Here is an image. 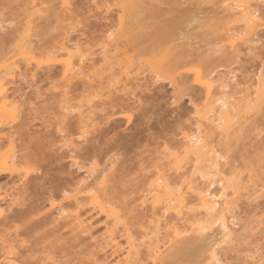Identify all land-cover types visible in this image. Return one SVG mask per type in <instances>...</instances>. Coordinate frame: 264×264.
Segmentation results:
<instances>
[{"label":"rangeland","instance_id":"374dc122","mask_svg":"<svg viewBox=\"0 0 264 264\" xmlns=\"http://www.w3.org/2000/svg\"><path fill=\"white\" fill-rule=\"evenodd\" d=\"M109 1H110L109 4H113L117 0H109ZM132 1L138 2L142 0H132ZM192 1L193 0H176L178 5H180L179 7H181V4H183L182 9L185 8L186 10L189 8L188 9L189 11L188 10L187 11L190 12V14H193V15H190V17L192 16V22H191L192 25H188L189 27H187V29H184L185 31L183 30L185 35L182 36L183 38L181 39V44L188 42L189 44H193L194 48H195V45L197 44L200 48L204 47L200 49V50H205L203 52L204 54L206 53L207 50H208L207 53L209 54L210 52L212 53L210 54L211 57L206 56V58L208 59H205V56L202 55L204 59L202 58V60L200 59L199 62L198 61L195 62L194 65L196 66L192 64L194 62L193 61L192 63H190L191 65L190 64H188V66L186 65L187 67L185 66V69L183 68L184 66L181 67L179 69L181 70V72L180 71L178 72L182 73L183 71L186 72V71L195 70L194 72L197 71L196 74L198 73L196 76L200 75L202 72L203 74H205L206 72L205 75L210 73L212 75L211 77H214L215 78L214 80H217V83L215 84L216 91L214 90L213 96L211 93L212 91L211 87L209 88L207 85L206 86L209 89L206 86H205L206 89L204 90L199 87H198L199 90L197 89V85L193 84V80L196 77L195 75L194 76L190 75L191 77H189V80L192 83L191 82L189 83L193 86L194 89L198 90L197 93H194L193 90H191L192 87L189 89L188 88L189 84L187 83L188 86L185 85L184 80L179 78L178 75H175L176 78H175L174 84H172L169 80H161V81H159V79L154 80L153 79L154 73L152 69H150L146 64L145 65L148 67L147 69H145L146 66L144 68L142 67L137 68L136 67L137 63H136L135 66H133L131 69L133 71L130 70L131 72L127 77L122 74V70H120L118 66H115V64H112L113 68L111 69V71L109 70L111 66L108 68V71L102 70V72H100L98 82L95 84L93 89H89L88 91H93L94 93L98 92L99 94L103 93L107 95H109V93L112 92V95L114 94L113 96H117V95H121L120 91L124 89V85H127L128 89L126 92H129V94L135 92L133 93L134 96L133 95L130 96L131 102L136 100L135 97L141 98L142 102L130 103L128 109L125 107H122L121 109L120 106H117L116 107L117 109L115 110L116 114L114 115V117H111L113 112L112 110H109L110 108L105 109L107 110V112L101 111V109L104 108L101 100L95 99L93 100L92 103L89 104L87 93H83L82 92L83 90L81 89L82 87H80L79 90L71 91L69 96L67 98H64L62 100L63 102L59 103L58 104L59 106L57 105L56 108L50 112L51 114L50 117L55 118L56 121L61 120L60 121L61 124L67 121L68 123L67 125L69 126L67 135H65L64 133V134H59L58 136V134L55 132L56 131L55 124H53V126L49 128V125L50 124L52 125V123L46 124V128L45 126H42L39 121L34 122L32 125L31 132L33 133L44 134L49 129L51 131V137L54 139V142L57 148L60 147L62 144H64V142L66 141H68V144H71V145H69L70 147L68 146V149L66 146H64V148H61V150H63V153H65L63 154L65 155L63 156L64 159L58 155H55L56 153L54 151H52L54 152L53 155L51 154L52 152L50 153L51 150L48 151L46 149V151L49 152V154L51 155L47 153L45 154L46 151H44V154L48 156V157L45 156L48 160L46 159L47 161L46 163H44L45 166L43 165L44 172L46 170L48 171V172L46 171L45 174L49 175L51 173L50 178H52L55 175L56 177L54 176L55 178L53 179L55 180L57 179V181L59 180L61 182L59 181L55 182V180L53 181V183H55L54 189L58 188L57 191L54 190L55 193H53V195L55 194L54 196L55 205L52 207L50 203L48 202V200L45 199L43 202H41L44 207L40 203L42 207L39 209L40 205L37 203V205H39L38 207L35 203V206H34L35 208H33L34 218L33 220H31V222L32 221L35 222V220H38L36 222H39L41 221L40 219H44V220L48 219V221L51 220L50 221L51 223L55 219L56 223L58 222L59 225H61L60 226L62 228L61 232L63 233L62 235V233L59 232L60 234L57 233V235L58 234L59 236L62 235V238H64V240L67 239L68 241L71 242L73 246L72 251L70 253L71 256L73 258L80 256L84 261H86L85 264H101L102 262H104L102 264H129L128 260H126L129 256V252H128L130 250L129 242H133L135 249L138 251V252L134 251L130 254V256L132 257L131 259L132 264L133 262H135L134 264H140V263H136L137 260L134 261V259H137L136 256H140V255H141V258H143L141 259L143 260V264H154L152 262V259L149 257H151L152 255H153L152 257H154L155 254L161 256L160 259L163 257L165 258V256L170 258V255H167V254H169L170 251L171 252L174 251L173 249H175L174 246L176 244L180 245L179 241L182 244V241H185V239L186 240L189 239L191 240V242H192V239L194 238H195L194 239L195 242L198 240L199 237H197L196 234L192 232V226L195 229L193 224L195 223L196 227L198 224L197 222H194L195 218L196 220L203 219L206 221V222L203 221L205 222L204 225L211 226L210 230H208L203 235L204 237L214 235L216 238H220L219 228H218L219 225L214 224V222L211 225L210 222H212L215 219L214 218L207 219L205 218L207 216H205L206 214L203 211V209L201 210L199 207H196L199 210L195 209L193 205H195V203L197 204V202H194L192 203L193 205H191L195 209V210L193 209L194 212L186 213L188 212V210L184 209L183 211L185 212H183L181 216L176 215V213L173 210L167 212L166 211L167 207L164 206L166 202H164V204L162 205L152 204L153 196L157 195L156 194L157 192L159 193V191H157L159 185L155 183L156 175H159V173L161 174V172H163L162 175L165 173L166 177L167 176L169 177V178L167 177L169 181L166 180V182L168 181L167 184L170 183L168 186L170 191L175 190L174 188H178V187L180 189L181 185H183L182 188L184 190L187 189L186 186H188V184L186 186L184 184L186 183V181L189 183L191 181L190 179H193V177L191 178V174L193 173V169H194V161H193L194 159L192 155H189L191 157L184 156L185 155V151L183 150L184 143H186L187 141L186 136L193 135V134H199V133L202 135V137L204 136V140H207L209 142L208 143L209 147L210 146H212L213 148L215 147L218 154L222 155L224 158H226V160L225 159H224L225 161L223 159L220 160L219 163L221 164H219L217 167L215 166V168H211L212 170L209 168H205L207 166L205 164L207 163L205 164L203 163L205 167H203L204 165L201 164L203 165L200 168L202 170L201 174L208 175V173H211V175L209 174L210 176L208 175V177L205 176L207 179L204 180L205 178L203 176L202 177L204 179L201 178L200 173H199L197 177L200 179L198 180L196 176L194 178L195 185L199 184L198 185L199 187H205V186H208L209 183H215L213 187V189L215 188L214 192L215 191L219 192V190H221L220 187H222L223 185V184L221 185L218 184L220 183L219 181L221 179L226 181L224 183L225 185L229 179L236 180V181L231 180L232 182L230 181L231 183L230 184L228 183V186L230 187L228 188L226 192L227 199L225 197H224L225 199L223 198L224 200L227 201V204H226L227 209L228 208L231 209L230 207H232L233 209L234 207L233 213L235 215L240 214V216L243 218H246L245 216H251V217H255L256 219L255 223L250 226L253 229V232L255 231L253 234H251L253 236L250 235V237H247V234L249 232L247 234L245 233L246 234L245 236L244 233H241V230H240L238 234H241L242 236L244 235L245 237H247L245 239L241 238L243 239L242 241L239 239H238L239 241L235 239L233 240V238H232L233 241L231 239L229 240L221 239L219 241L220 243L219 253L220 255H222L220 256L222 264H254L253 259L251 260V258L249 257H251L254 253H257V254L263 253L264 255V213L261 214L262 212H264V207H262V205H264V178H263L264 176L262 177V175H264V172H263L264 168L262 169V167H264V162H263L264 156L262 157L261 155H259L260 153L264 155V110H263L264 104L263 106H261L263 111L261 112L260 110L261 108H260L259 109L260 114L257 113L258 115H256V117L253 116L255 119H257L259 129L258 130L254 129V131L255 130L256 131L252 132V134H249L251 133V131L248 129L249 126H245L248 124H245L244 126H242L244 128L242 129L240 128V130H243V129L244 130L243 132L241 131V133H239L238 128L240 127L239 126L240 122H238L236 117L234 118L233 116H232V118H234L233 122L237 120L236 126H234L235 128L232 129L235 123L232 125V120H230L229 126L231 128L229 126L228 127L231 130L227 128L228 130L226 134L225 132H223L224 130V127H222L223 125L219 123L221 126H219V128L218 127L216 128L215 124H217L218 122L214 124L212 123L213 121H215L214 115H216V113L217 114L219 113V111L217 110V107L212 106L214 104L213 102L215 101L214 98L217 97L219 99V97L221 98L225 96L224 98L225 99L227 98L226 100L229 101L231 104L233 103L236 104L237 101L239 102L241 101L242 96L247 95L248 93L252 94L251 96L254 97V93L259 84L258 75L259 74L264 75L263 74L264 68L262 67V61H264V47H263L264 46V27L248 29L245 23L239 19L240 10H237V9L234 10V14L236 16L234 17L231 16L230 18L228 17L229 11L227 12L226 10L224 12L226 17L223 20L222 18L225 15L221 12L227 9V7H229L230 4H232L233 0H210L213 2H210L208 0L207 1L199 0V2H197L194 0L197 5L198 4L202 5L201 8L198 7L199 5L195 6L194 2ZM242 1L243 2L245 1L244 3L246 4V6L249 7V9L253 10L255 7L259 8L262 11L261 21H264V8H263L264 3H262V5L260 6L261 1H258V0H242ZM191 2L193 3L192 5L194 6L191 5ZM203 2L205 5L202 4ZM130 3H131L130 1H126V5H128L129 7L128 14L132 11ZM185 5L187 6L185 7ZM190 7H196V9L199 8L201 11L200 12L198 10L196 12L192 11L193 9L195 10V8H190ZM82 9H83L84 14H86L89 18H91L88 14V8L85 3L83 4ZM116 12L118 13L119 16L123 14L120 8L117 9ZM215 12L216 13L220 12V14L219 13L216 14ZM201 13L205 14V16H203V14ZM214 14H216L217 16L214 17ZM195 15L196 16L201 15L202 18H199L200 16L196 17ZM230 15L232 14L230 13ZM203 17L208 18V19L210 18V19L209 20L203 19ZM212 29L215 31V33L213 36L210 37V39H208V41H206L205 34L208 33ZM232 32L238 36V39L236 40L237 43L234 46L235 49L238 48L240 49V52H241L238 63H237V58H235L234 56L235 54L233 55L230 52L231 51L230 48H228L229 40L227 37H228V34H232ZM254 33L258 34L257 39L258 38L260 39L261 41L260 44L259 43L251 44L252 43L251 40L256 39L255 37H253V35H251ZM218 40H221V42ZM176 42L177 44H180L179 40L174 41V42L172 41L171 43L166 45V47L175 46L174 44ZM206 42H208L209 46H207L208 44H206ZM102 43L103 41H99L95 46H93V44H88L84 40L83 44H81L80 47H83V50H85L84 53L87 52L85 48L87 49L91 48L92 50L91 52H95V55H96L95 57L93 56V58H95L96 60V64L100 65L99 67H102V65L106 63L104 66L106 67L108 66V63L112 61L108 62L109 59H106V60L103 59L104 57L103 54H100V52H102V49H101ZM210 43L212 45H210ZM215 43L217 44L216 46H214ZM70 44L71 43H69V45ZM201 45L203 46L201 47ZM198 46L195 49L199 48ZM70 48H72V46ZM81 51H82V48H81ZM214 52H217V53L215 54ZM132 53L134 52H130V54ZM253 55L254 57L256 56L255 58H257L258 55L261 58L259 57L257 59H254ZM64 56H67V55L64 54ZM40 57L41 56H39V58ZM42 57L44 59V56ZM119 57L122 58L123 56L121 57L119 55ZM140 57L151 58L150 55H146V54ZM61 58H63V56H61ZM73 58L76 60L74 61L73 59V61L75 62L74 64L77 65L78 57L76 58L73 57ZM136 59L138 58L136 57ZM253 59L254 61L255 60L256 61L254 62ZM136 62H139V61H136ZM88 63H91V62H88ZM87 65L90 66V64L86 63L85 66L87 67ZM99 67L97 66V68ZM186 69H189V70H186ZM114 70H115L114 72L115 77L110 78L109 73H111ZM178 72L176 73L179 74ZM230 72L236 74V77L238 78L237 83L240 85L236 89H228L227 92H225L226 95H224L225 94L224 89L222 87L220 88V86H222L224 83L229 81L227 76ZM45 74L46 73L40 74V80H43L44 77L45 78L47 77L45 76ZM119 78L121 82H119L118 80ZM156 80H158V82L154 84V81ZM217 84L219 85V87H217L218 86ZM43 85L45 86V83ZM48 86L49 85L47 84L46 88L42 87V89L45 90L48 88ZM25 91L29 93L27 95H30L32 93V91L29 89L28 90L25 89ZM93 92L91 94H94ZM192 92L194 94V97H192L193 96ZM54 95L55 97L58 96L57 93H55ZM197 95H199L200 98L199 96L197 98ZM202 95H205V96H203L202 98ZM228 95L229 97H227ZM65 99L68 100V104L64 103ZM241 104L242 103L240 102L239 105ZM63 107H67L69 111H64ZM108 113H109V116H108ZM65 117H67L66 121H64ZM108 117H109V120H108ZM113 118H115V120ZM89 119H91L92 121H95L94 126L93 128H91L92 131L89 130L91 136L90 137L88 136L86 140H83L81 138V134L79 133V129H78L79 121L86 122L87 120V123L89 124L91 123V120ZM236 129H238L237 130L238 132L236 131ZM248 130L250 132H248ZM149 131H151V133L154 132L152 133L153 136L149 134ZM232 131H234V135L231 134ZM115 135L118 136V138L116 139L117 140L116 142L118 141L119 142L118 144H114L115 146L113 145L109 146V149H108L107 147L108 144H106V142L109 143L111 139L115 137ZM149 135L156 139L153 141ZM231 135H233V137ZM239 136H240V139H238ZM119 143L122 145V147ZM56 146L54 147V150L57 149ZM80 146L82 147L85 146V147L83 149L82 148L80 149ZM78 147H79V150L81 151L78 150V152L74 153V151H77ZM174 152L175 153L178 152L176 154L180 155V157L178 155L176 157H178L179 159L176 158L175 156L174 157L176 159H174L172 156H169L170 155L169 153L174 155L175 154ZM58 153H61V151H59ZM114 154H116L117 156L113 157ZM245 154L246 156H244ZM166 155L168 157H166ZM56 156L57 158H55ZM261 159H262V162H260ZM175 160L176 161L181 160L179 164L181 165V167L183 166V169L176 171L177 168L175 165L178 164V162L177 163L174 162ZM172 161L173 163H176V164L175 165L173 163L171 164L170 162ZM112 162L114 164L116 163L114 167H112L113 166ZM94 163L97 165L94 166ZM50 164H52L51 167L53 169L49 166ZM47 165L50 168H47ZM173 165L175 166V168H173L174 167ZM81 167H84V169H80ZM90 169L95 170L93 176L88 173ZM208 169L211 170V172ZM107 170H110V171H107ZM102 171L104 173H102ZM101 173L103 175L106 174V176L105 175L102 176ZM35 174L36 176L34 174L31 175L34 177V183L32 181L33 178H31L30 182L28 181L29 185L33 184L32 187L28 186V184L27 185L25 184L26 186L23 185L24 189H22L23 183L21 184V181L16 179V184H18L19 188L21 184V189L23 190V192L21 190L20 192L19 189H17L19 191L18 195L20 197L24 194L22 197L25 198V201L29 200L31 196L34 199L38 197L37 194H39L38 191L40 190L39 189L40 185L38 186V184L41 182V178L37 176L39 173H35ZM250 175L252 176L255 175V178L253 176V180H252L250 178L251 177ZM103 178H105L106 181L107 180L111 181V182L107 181L109 182L108 184H110V186H115V187L118 186L116 188H119V185L122 182L120 180L119 182L118 179L124 178L125 180H123V183L124 181L126 183L130 179L129 180L130 183L127 182L128 184L126 185L127 187H125V185L124 186L122 185V187H124V190L122 187H120V189L122 188V190L118 189L121 192L125 191L124 193L122 192L123 194L121 192L119 193L118 191H116L115 190L116 188H113V190H111V191L115 190V192L113 193L114 195L112 194V196L113 198H115L114 201L115 202L117 201V202L116 203L114 201L112 202L115 203L113 205L115 210L119 212L115 216L112 215L108 217L107 213L102 212L101 209H99L98 204L94 205L95 203H92V201L87 200L88 196L86 194L84 195L79 194V191H81L83 187L86 185L87 186L90 185V187H93L94 189H101L102 187H104V184L103 185L100 184ZM84 179L85 181L83 182L82 180ZM185 179L187 180L183 184L182 182H184L183 180ZM114 180L115 182H113ZM116 180L118 182H116ZM37 181H39V183ZM35 182H37L36 186L34 185L36 184ZM164 182L163 184H166V182L165 183ZM118 183L120 184L117 185ZM232 183H235V184H232ZM238 183H240V185H238ZM108 184H106V186L109 187ZM163 184H160V185L163 186ZM235 185H237V187ZM10 186H13L16 188L18 187L17 185L16 186L12 185L11 182H10ZM47 186L45 187L46 193H47V189H49V184ZM29 187H31V189ZM233 187L234 189L236 188L237 189L234 190ZM25 189L29 193L32 192L31 195L29 194L30 197L26 196L28 197V199L25 197L26 194L28 195V192L25 191L26 193H24ZM29 189L31 192L29 191ZM108 189H112V188L110 187ZM252 190L254 192L256 191L257 193L252 194L253 192ZM102 192L100 193L103 195ZM109 192L110 190L108 191V193ZM117 192L119 193V195L117 194ZM249 192H251V194L253 195V197L251 196L252 199L254 198V200H256L255 198L258 197L256 201L262 204L260 206L261 210L257 212L259 214L254 215L255 213H251L249 215L250 213L249 211L252 210V208H250L249 205L250 206L254 205L252 203H249V200L253 203L256 202L252 200L251 198H248V194H250ZM46 193H45V196H46ZM111 193L112 192H110V194ZM64 194H66V196ZM101 194H100V198L102 197ZM161 195H163L162 192H161ZM107 196L109 195H106L105 198ZM110 196L108 197V199L111 198L109 200H112V196L111 197ZM75 197H78L80 199L79 201L84 202V205L81 206L82 208L80 206L77 207V202L74 200ZM81 198L84 200H82ZM103 198H101L100 200L103 201L104 203L105 198L104 200H102ZM45 201H47V203ZM112 202L109 201L108 202L109 205L107 202L105 203L108 207L104 204L102 205L106 206V208L108 209L110 206H112L113 204ZM43 203H46V204H43ZM6 205L7 204L4 203L2 207L3 206L5 207ZM60 206H63V209L65 211L64 213H61V216L59 215L60 213L58 211ZM36 207H38L37 210H36ZM248 207L250 209H248ZM133 208L136 209L137 214L139 213V216H138L139 219H135L134 215L131 214L132 213L131 209ZM128 209L131 210V213H129L130 210L128 211ZM225 211H228V210H225ZM225 211H224V214L226 215V219L228 221L230 220L232 221L230 217H232L234 214L230 213L229 211H228L229 213ZM38 212L42 214L39 215ZM194 213H196L197 216ZM140 214L141 215L145 214V216L141 219ZM236 216H239V215H236ZM258 216H259V219H257ZM192 218L194 219L192 220ZM42 221L40 223H42ZM242 222L243 221H241V223ZM0 225L2 226V227L0 226V238L2 239L0 240V243H2L1 241L5 242V245L4 244H0V245H2V247L6 246L7 248V249L6 248L3 249L0 246L1 247L0 262H3V259L6 257L7 255L6 253L9 248L8 246L14 245V247L16 246L15 248L18 250H21L22 253H25V252L28 253V249L26 250V249L20 248L23 246L25 241L29 244L30 241L39 242V240L41 239L39 238V233H36V231H34L35 233H31V234L28 233L29 235L26 232H25L26 234L24 233L25 230L22 232L23 225L18 222L7 224L5 226L0 223ZM41 225H43L44 227L45 226L44 222ZM201 225H199V227ZM45 229L47 230V228L44 227V230ZM126 229H128V231ZM176 229L179 232H182L181 233L182 236L179 237L180 239H178V237H175L176 235L174 236L173 234ZM252 229L250 232H252ZM36 230L38 231V228H36ZM80 230L81 232L82 231L85 232V234H82ZM41 232L42 231L40 230V235H41ZM79 232L81 233V236H80L81 241L76 242L74 240V236L76 234H79ZM201 238L202 237L200 236L199 240ZM49 239L55 240L56 235H51ZM112 240L113 242H111ZM173 242L174 243L177 242V243L174 244ZM200 242L205 243L204 239H201L199 243ZM39 244H40V248L38 247L37 250L35 251L33 250L36 254H38V256L39 254H42L41 252L43 251L41 249V247L43 246V243H39ZM35 245L36 244H32V246H35ZM170 254L172 255V253ZM208 254L209 253L203 254V256L201 257V260H204V258L207 257ZM257 254L255 255L257 256ZM50 257L54 258V260L53 259L51 260L50 258L45 261L46 264H57V263L64 264L65 258L60 253H56ZM68 257H69V254H68ZM42 258L45 259V256H43ZM95 258L98 259V261L96 262L87 261V259L92 260ZM164 258L162 259L163 262H161L162 260H160V262L157 261L156 264H192V262H189L187 260H184L181 262L180 261L171 262L169 261L170 260L169 258H167L166 260ZM172 261H175V260L172 259ZM137 262H140V261H137ZM200 264H205V263H200Z\"/></svg>","mask_w":264,"mask_h":264},{"label":"bare ground","instance_id":"6f19581e","mask_svg":"<svg viewBox=\"0 0 264 264\" xmlns=\"http://www.w3.org/2000/svg\"><path fill=\"white\" fill-rule=\"evenodd\" d=\"M126 1L131 2L130 6L132 8V11L129 14H128L129 7H128V5H126ZM195 1L199 2V0H195ZM195 1L194 0L192 1V2H194L195 6L199 5L198 7L201 8L202 5H200V4L197 5ZM203 1H207V0H203ZM208 1H210V0H208ZM258 1H261L260 6L262 5V3H264V0H258ZM109 2H110L109 0H0V179H1L0 180V223L5 226L7 224H12L14 222H18V223L23 225L22 232L25 230L24 233L26 232L27 234L28 233L31 234V233H35L34 231H36V233H39V238L43 239V240L38 239L39 242L36 241L37 243L35 241H32V242L30 241L31 242V243L29 242L30 245L26 241H25V243H27V244H25L23 241V243L25 245L23 244V246L20 248H23L26 250L28 249V253L27 252L22 253V251L16 249L15 248L16 246L14 247V245L8 246L9 248L7 250V253H6L7 255L3 259V262H0V264H3V263H5V264H46L45 261L50 259L51 258L50 256H52L56 253H60L65 258L64 264H85V262H86L80 256L75 257V258H73L71 256L70 253L72 251L73 246H72L70 241H68L67 239L64 240V238H62L63 233L61 232V229H62L60 227L61 225H59L58 222L56 223L55 219L54 220L52 219L53 223L52 222L50 223L51 220L48 221V219H46V220L40 219L41 221L43 220L42 223L44 222V225H45L44 227L47 228V230L46 229L44 230L43 225H41L42 223H40L41 221L36 222L38 220H35V222H33V221L31 222V220H33V218H34L33 208H35L34 207L35 203H36V205H37V203L40 205L41 202H43L45 199H47L52 207L55 205V200H54L55 194L53 195V193H55L54 190L57 191L58 188L54 189L55 183H53V181L55 179H53V178H55L56 176L54 175L55 177L53 176L52 178H50L51 173L49 175L45 174V172L47 170L44 172V168H43L45 166L44 163H46V161L48 160L45 157V156H47L45 154L46 153L49 154V152H47L46 149L48 151L51 150L50 153L52 151H54L56 153L55 155H58L64 159L63 156H65V155H63V154H65V153H63V150H61V148H64V146H66L68 149V146L71 145V144H68V141H66V142H64V144H62L60 147L57 148V146L54 142V139L51 137V131L49 129L44 134L31 132V128H32V125L34 122L39 121L42 126H45V128H46V124L52 123V125L51 124L49 125V128L52 127L53 124H55V126H56L55 132L58 134V136H59V134H64V133H65V135H67L68 127H69L67 125L68 123L66 121L67 117L64 118V121H66V122H63V124H61V122H60L61 120L56 121L55 118L50 117V115H51L50 112L53 111L59 103H62L63 102L62 100L64 98H67L69 96V94L71 93V91L79 90L80 87H82L81 89L83 90L82 91L83 93H87V98L89 99V102H88L89 104L92 103L93 100H95V99L101 100L103 107H104L103 109H101V111L107 112V110H105V109L110 108L109 110H112V112H113L111 117H114V115L116 114L115 110L117 109L116 108L117 106H120L121 109H122V107H125L128 109L130 103L142 102L141 98H136V97H135L136 100L131 102L130 96H132V95L134 96L133 93H135V92H133L131 94H129V92H126L128 89L127 85H124V89L120 91L121 95H117V96H113L114 94L112 95V92H110L109 95H107V94H103V93L99 94L98 92L94 93L93 91H88L89 89L94 88L95 84L98 82V78H99L100 72H102V70L108 71V68L111 66L109 68V70L111 71V69L113 68L112 64H115V66H118V68L120 70H122V74L125 75L126 77L130 74L131 71H133L131 69L137 63V65H136L137 68H141V67L144 68L147 65L150 69H152V71L154 73V78H153L154 80L155 79H159V81L169 80L172 84H174L175 78H176L175 75H178L179 78L184 80L185 85L188 86V84H189V86H190L191 84L189 82H191V81L189 80V77H191L190 75L196 76L198 74V73L196 74L197 71L194 72L195 70L193 69L194 71L184 72L182 70L184 72V73L182 72L183 73L182 74V73H180L181 70H179V69L183 66H184L183 68L185 69V66L186 65L188 66V64L192 63L193 61H194L192 63L193 65L195 62H197V61L199 62V60L200 59L202 60V58H203L202 55L205 56V59H208V58H206V56L211 57L210 54L212 52H210V54H209V53H207L208 52V50H207L206 51L207 54L206 53L204 54L203 52L205 50H200V49L204 48V47H202L203 45H201L202 48H200L196 44L199 48L195 49L197 46L195 45V48H194L193 47L194 45L189 44L188 42L181 44V39L183 38L182 36L185 35L184 29H187V27H189L188 25H192L191 24L192 16L190 17V15H193V14H190V12H188L189 8L186 10H185V8L182 9L183 4H181V7H179L180 5H178L176 0H142V1H138V2H133L132 0H117L113 4H109ZM192 2H191V5L193 4ZM210 2H213V1H210ZM244 2L242 0H233L232 4H230V6L227 7V9H225V10L223 9L224 11L221 13H223L225 15L224 12L226 10H227V12L229 11V16L228 15L227 16L230 18L231 16L232 17L236 16L234 14V10H236V9L240 10L239 19L245 23V25L248 27V29H255V28H260V27L263 28L264 27V23H263L264 21H261L262 20V18H261V15H262L261 12L262 11L256 7L253 10L249 9V7L246 6V4ZM84 3L86 4V6L88 8V14L91 18H89L83 12L82 6ZM200 3H201V1H200ZM202 4L205 5L204 2ZM186 6L187 5H185V7ZM192 6H194V5H192ZM119 8L123 12V14L120 16L116 12V10ZM179 8H181V9H179ZM190 8H195V10L194 9L192 10L195 12L197 10L199 12L201 11L199 8L196 9V7H190ZM190 11H191V9H190ZM217 13L220 14V12H217ZM230 13L232 15H230ZM201 14H203V13H201ZM216 14H214V17L217 16ZM203 16H205V14H203ZM196 17L202 18L201 15H197ZM225 17H226V15L223 16L222 19L224 20ZM228 17H227V19H228ZM203 19L209 20L210 18L208 19V18L203 17ZM199 20H201V19H199ZM214 33H215V31L213 29L210 30L208 33H206L205 34L206 41H208V39H210V37L213 36ZM255 33L251 34V35H253V37L256 38V39H253L255 41L251 40V42H252L251 44H258V43L260 44V42H261L260 39L259 38L257 39L258 34H255ZM227 38L229 40V45H228L229 47L228 48H230V50H231L230 52L233 55L235 54L234 56H235V58H237V63H238V60L240 59L241 52H240V49H238L237 47H236L237 49H235V47H234L237 43L236 40L238 39V36L232 32V34H228ZM250 39H252V38H250ZM84 40L88 44H93V46H95L99 41H103V43L101 44L102 52H100V54H103V56L105 57L104 58L102 56L103 59H105V60L109 59L108 62L112 61L113 63L107 62L108 66L104 67L106 64L105 63L104 65H102V67H99L100 65L96 64V60H95V58H93V56L94 57L96 56L95 52H91L92 51L91 48H89V49L85 48L87 52L84 53L85 50H83V47H80V45L83 44ZM177 40H179L180 44H177V42H176L174 44L175 46L166 47V45H168L172 41L174 42ZM218 41L221 42V40H218ZM69 43H71L70 45L72 46V48H70L71 46L69 45ZM216 43L214 44V46L217 45ZM199 44H201V43H199ZM206 44H208V42H206ZM190 45H192V46H190ZM210 45H212V44L210 43ZM207 46H209V44ZM211 47H213V46H211ZM81 48H82V51H81ZM226 48H227V46H226ZM130 52H134V53L130 54ZM115 53H117L118 55ZM214 53L216 54L217 52H214ZM64 54L67 56H64ZM145 54L150 55L151 58L140 57V56H143ZM119 55L121 57L122 56L123 57L120 58ZM39 56H41V57L44 56V59H43V57L42 58L40 57L41 58L40 59ZM61 56H63V58H61ZM110 56H111V58H110ZM256 56H257V54H256ZM73 57H75V58L78 57L77 58L78 59L77 65L74 64L75 63L74 61H76V60ZM136 57L138 59H136ZM255 57L253 55L254 59H257L260 56L258 55L257 58H255ZM73 59H74V61H73ZM209 59H211V58H209ZM254 59H253V61H254ZM136 61H139L140 63L136 62ZM88 62H91V63H88ZM86 63L90 64V66L87 65V67H86L85 66ZM97 66L99 68H97ZM147 66L145 69L148 68ZM194 66H196V65H194ZM262 67L264 68V61H262ZM186 70H189V69H186ZM178 71H180V72H178ZM114 72H115V70L112 71L111 73H109L110 78L115 77ZM176 72H178L179 74H177ZM263 72H264V70H263ZM41 73L47 74V75L45 74V76H47L46 78L43 76L45 78V79L43 78V80H40V74ZM143 73H144V71H143ZM205 74H206V72H205ZM205 74H203V72H202L200 75L196 76L195 79L193 80V84L197 85V89L199 87V88H202L204 90V89H206L207 86L209 88L211 87V89H212L211 93L213 96L214 90L216 88L215 84L217 83V80H214L215 78L211 77L212 75L210 73L207 75H205ZM229 76H231V77H229ZM227 78L229 81L224 83L222 86H220V88L222 87L224 89V93L227 92L228 89H236L240 85L237 83L238 78L236 77V74L230 72L228 74ZM118 80H119V82H121L120 78ZM157 82H158V80L154 81V84ZM44 83H45V86L43 85ZM258 83L259 84L256 88L255 93H254V97L251 96L252 94H250V93L242 96L241 97L242 99L240 98L241 99L240 102L242 103L241 105H239V103H240L239 101H237L238 103L236 102V104L235 103L231 104L229 101L226 100L227 98L226 99L224 98L225 96L221 97V98L219 97V99L217 97L214 98L215 101L213 102L214 104L212 106H214V107L216 106L217 110L219 111L218 114L216 113V115H214L215 121L212 122L213 124L218 122L217 124H215L216 128L217 127L219 128V126L223 125L222 126V127H224L223 132H225V134H226L227 130L231 128L229 126L230 120H232V125L235 123V125H233L232 129L235 128L234 126H236V121L238 120V122H240V124H239L240 127L238 128L239 130L236 129V131L238 130L239 133H241V131L243 132L244 129L240 130V128L241 129L244 128L242 126H244L245 124H248L245 126H249V128L247 127L251 131V133H249V134H252V132H255L256 130L254 131V129H257V130L259 129L257 119H255L254 117H256V115H258L257 113L260 112L259 111L260 108H261L260 109L261 112L264 110V109L262 110V107H261L264 104V75H261V74L258 75ZM47 84L49 85L48 88L45 90L42 89V87L46 88ZM189 86H188V88L190 89L192 87L191 90H193L194 93L198 92L199 89L198 90L194 89L192 85L190 87ZM217 87H219V85ZM25 89L31 90L32 93L30 95H27L29 93H27V91H25ZM31 91H29V92H31ZM92 92L94 94H91ZM193 92H192V95H193L192 97H194ZM55 93H57L58 96L55 97V95H54ZM205 94H206V92H205ZM215 94H216V92H215ZM224 95H226V93ZM198 96L199 95H197V98H198ZM203 96H205V95H202V98H203ZM227 97H229V95ZM231 97H233V96H231ZM195 98H196V96H195ZM199 98H200V96H199ZM191 101H193V100H191ZM64 103L68 104V100L65 99ZM63 108H64V111H69V109L67 107H63ZM137 110H139V109H137ZM103 113H105V112H103ZM106 115H107V113H106ZM108 116H109V113H108ZM232 116L234 118L236 117L237 120L235 119L236 121L233 122L234 118H232ZM113 119L115 120V118H113ZM89 120H91V119H89ZM108 120H109V117H108ZM110 120H111V118H110ZM94 122L95 121L91 120V123L88 124L87 120H86V122L85 121H79V126H78L79 128L78 129H79V133L81 134V138L83 140H86L88 138V136L89 137L91 136L89 130H91V128H93ZM249 130H248V132H250ZM93 132H94V130H93ZM232 132H231V134L234 135V131H232ZM152 133H154V132H152ZM152 133H151V131H149L150 135H152ZM228 133H230V132H228ZM157 135H159V134H157ZM233 135H231V136L233 137ZM118 136H119V134H118ZM118 136L115 135V137H113L109 143L106 142V144H108L107 145L108 149H109V146H112V145L115 146L114 144H118L119 141L116 142L117 141L116 139L118 138ZM235 136H236V134H235ZM257 137H258V135H257ZM62 138H64V137H62ZM150 138H152L153 141L156 139V138L151 137V136H150ZM186 139H187V141H186V143H184V149H183L185 151L184 156L187 157L189 155H192V157L194 159L193 160L194 161V169H193V173L191 174V178L193 177V179H190L191 180L189 182L190 184L186 181L188 178L183 180L184 181V182H182L183 184L186 181V183L184 184L185 186L188 184V186H186L187 189H185L186 191L182 188L183 185L180 186L181 187L180 189L178 187V188H174L175 190L170 191L169 187H168L170 183L167 184L169 181V179H168L169 177L167 176L168 177L167 178L165 173L162 175L163 172H161V174L159 173V175H156V179H155V183L159 185L158 190H157V191H159V193L157 191H155V192H157L156 193L157 195L153 196V198H152L153 203L152 204L162 205V204H164V202H166L164 205L167 207L166 211L168 212V211L173 210L176 213V215H178V216L179 215L181 216L183 214V212H185V211H183L184 209L188 210V212H186V213H189V212L191 213V212H194L195 209H198L196 207H199L201 210L203 209V211L205 212V214H206L205 216H207L205 218H207V219L214 218L215 219L213 221L211 220L212 222H210V223L212 225L214 222V224L219 225L218 228H219L220 238H216L214 235L204 237L203 235L208 230H210L211 226L204 225V223L206 222L205 220L200 219V220H202V221H200V220H196V218H195L194 222H197L198 224L196 223L197 224V227H196L195 223L194 224L192 223L195 227V229H194L192 226V232H194V234H196V236L199 238L201 236L202 237L201 239H204L205 243L204 242L199 243V241H201V239L199 240V238L196 242L194 240L195 238L192 239V242L188 238L187 239L189 241L185 239L186 242L182 241L183 240L182 239L181 240L182 244L179 241L180 245H177V244L175 246L173 245L175 249H173L174 251H172V252L170 251V253H172V255L170 253L167 254V255H170V258L167 256H165V258L163 256L162 257L165 260L167 258H169L170 260L169 259L168 260L171 262H176V261L181 262V261L187 260L189 262H192V264L193 263H195V264H200V263L222 264V261L220 258V256H222V255H220V253H219L220 252L219 251L220 250L219 249V246H220L219 241L221 239H226V240L231 239L232 240V238H233V240L239 239L242 241L243 239L250 237V235L255 232V231L253 232V229L250 226L255 223L256 219H255V217H251V216H245L246 218H243L240 216V214H236V215H239V216H236L233 213L234 207L232 209V207L228 206L231 209H229V208L227 209V207H226L227 201L224 199L226 198V196H227L226 192H227L228 188L230 187V186H228V183L230 184L234 179L233 180L229 179L228 180L229 182L227 181L226 185L224 184L226 181L221 179L219 181L220 183H218V184H220V185L223 184V185H222V187H220L221 190H219V192L218 191L214 192L215 188L213 189V187H214L215 183H209L208 186H205V187H199L198 186L199 184L195 185V179L194 178H195V176L197 177V175H199V173H200L201 178H203V177L205 178V179L203 178L204 180L207 179L206 177H208L209 174L211 175V173H208V175L201 174L202 170L200 168L205 163H207V164H205L207 166L205 167V165H204L203 167L211 169V168H215V166L217 167L219 164H221V163H219V161L222 159L226 160V158H224L222 155L218 154L215 147L214 148L212 146L209 147V144H208L209 142L207 140H204V136L202 137V135L200 133L188 135V136H186ZM238 139H240V136ZM205 141H207V142H205ZM87 145H88V143H87ZM55 146L57 148L55 150L58 152L61 151L62 154L58 153L54 150ZM126 146H127V144H126ZM84 147L80 146V149L81 148L83 149ZM121 147H122V145H121ZM123 148H125V147H123ZM78 150H79V147H78L77 151H74V153L78 152ZM44 151H46L45 154H44ZM79 151H81V150H79ZM54 152H52L51 154L53 155ZM176 153H178V152H176ZM51 154H49V155H51ZM169 154H170L169 156H172L174 159L178 158V157H176L178 154H176V155L175 154L173 155L171 153H169ZM259 155H261L262 157L264 156L261 153ZM115 156H117V155L114 154L113 157H115ZM178 156L180 157V155H178ZM244 156H246V154ZM166 157H168V156L166 155ZM186 157H185V159H186ZM189 157H191V156H189ZM55 158H57V156ZM260 158H259V160H260ZM141 161H143V160H141ZM180 161L181 160H177V161L175 160L174 162H176V163L178 162V164H179ZM260 162H262V159ZM50 163H51V161H50ZM117 163H118V161H117ZM170 163L172 164L173 161ZM176 163H173V164L175 165ZM115 164L113 163L112 167H114ZM178 164L175 165L177 168L176 171L183 169V166L181 167V165L179 164L180 165V167H179ZM201 164H203V165H201ZM51 165L52 164H50L49 166L51 167ZM96 165L97 164L94 163V166H96ZM175 166L173 168H175ZM50 167H48V165H47V168H50ZM53 167H54V165H53ZM263 168L264 167H262V169ZM80 169H84V167H81ZM94 169H90L88 171V173L92 176H93L94 171H95ZM211 170H209V171L211 172ZM107 171H110V170H107ZM35 173H39L37 176L39 178H41L40 183H39V181H37L39 183L38 186L40 185L39 186L40 188L38 187L40 190L38 191L39 194L36 193L38 195V197L36 199H34L32 196L30 197V195L32 193L30 191V189H31L33 184L29 185V183H28V181L30 182L31 178H33L32 181L34 183V177L31 175L34 174L36 176ZM102 173H104V172L102 171ZM102 173H101L102 176H104V175L106 176V174L103 175ZM253 174H255V173H253ZM183 176H184V174H183ZM250 176H251L250 178L252 180H253V176L255 178V175H253V176L250 175ZM263 176L264 175H262V177ZM185 177H186V175H185ZM185 177H183V178H185ZM4 179H6V180H4ZM16 179L21 181V184L23 183L22 189H24L23 185L26 186L28 184V186H31V187H29L30 188L29 191L31 193L26 191V189L24 190V193L28 192V195L26 194L25 197L26 196L30 197L29 200L25 201V198L22 197L24 194L19 197L18 192L20 190L23 192V190L21 189V184H20V188H19L18 184H16ZM121 179H118V181L119 180L122 181L121 184L120 183L117 184V185L120 184L119 188H116L118 186H116V187L110 186V184H108V183L111 181L107 180V181H109V182H107L106 179L103 178L101 183H100L101 185L104 184V187H102L103 189L102 188L101 189H94L93 187H90V185H88V186L86 185L83 187V189L81 191H79V194H82V195L86 194L88 196L87 200L92 201V203H95L94 205L98 204L99 209H101L102 212L107 213L108 217H110L112 215L115 216L119 212H117V210H115V208L113 206L117 201L116 202L114 201L115 198H113L112 194L115 192V190L120 193L121 191H119V190H122V188L124 190V187H122V185L123 186L125 185V187H127L126 186V185H128L127 182L130 183L129 182L130 179L128 181L126 180L127 181L126 183H125V181L123 183V180H125L124 178H121ZM199 179L200 178H198V180ZM256 179H258V178H256ZM2 180L5 182H3ZM166 180H168V181L166 182ZM32 181H31V183H32ZM56 181H57V179L55 180V182ZM82 181L84 182L85 179ZM118 181L116 180V182H118ZM164 181L166 182L167 185L163 184ZM234 181H236V180H234ZM10 182L12 183V185H15V186L17 185L18 187L16 188V187L10 186ZM37 182H35L36 183V184H34L35 186L37 185ZM59 182H61V181H59ZM105 182H106V184L109 185V187L106 186ZM113 182H115V180ZM262 182H263V180H262ZM46 184L47 185L49 184V189H47V193H49V194H47L45 192L46 191L45 187L47 186ZM131 184H129V185H131ZM160 184H163V186H161ZM232 184H235V183H232ZM224 185H225V187H224ZM238 185H240V183H238ZM28 186H27V188H28ZM200 186H201V184H200ZM226 186H228V187H226ZM235 186L237 187V185H235ZM110 187L112 189H108ZM120 187H122V188L120 189ZM98 188H99V186H98ZM113 188H116V189L114 191H111V190H113ZM17 189H19V191ZM233 189H234V187H233ZM236 189H234V190H236ZM109 190H110V192H112L111 194H110V192L108 193ZM100 192H102L103 195ZM118 192H117V194L119 195ZM122 192L124 193L125 191H122ZM161 192L163 195H161ZM237 192H238V190H237ZM45 193H46V196H45ZM249 193L250 194H248V198L252 199V197H253L252 194L257 193V192L253 191L252 194H251V192H249ZM20 194H22V193H20ZM100 194L102 196L101 198H103V197L105 198L106 195H109V196L111 195L112 200H109L111 198L108 199L109 196H107L105 198V201L107 200L106 201L107 203L109 201L110 202L114 201L115 203H113V202H112L113 204L111 203L113 207L110 206L107 209L106 208L107 205L105 204L106 202L104 201V203H103V201L100 200L101 199ZM64 195L66 196V194H64ZM249 195H250V197H249ZM28 197H26V198L28 199ZM104 198L102 200H104ZM221 199H223V200H221ZM255 199L257 200L258 197H256ZM74 200L77 202V207L78 206L81 207L84 205V202L79 201L80 199L78 197H75ZM82 200H84V199H82ZM252 200H254V198ZM256 200H254V201H256ZM45 202L47 203V201H45ZM194 202H197L198 205L196 203H195V205H193L192 203H194ZM4 203L7 204L6 205L7 207L3 206L4 207L3 208L2 205ZM46 203H43V204H46ZM249 203L254 204V205H251L252 207L249 205V207L252 208V210L249 211L250 212L249 215L251 213H255L254 215L259 214L257 212L259 210H261L260 206L262 204H260L258 201L253 203L250 200H249ZM102 204H104L106 206H104ZM39 205H37V206L39 207ZM41 205H42V203H41ZM41 205H40L39 209L43 206V205L42 206ZM108 205H109V203H108ZM191 205H193L195 207V209ZM228 205H230V204H228ZM38 207H36V210ZM249 207H248V209H250ZM262 207H264V205H262ZM129 210L130 209H128V211ZM131 210H132V213H131ZM131 210L129 211V213L134 215L135 219H139V217H138L139 213L137 214L136 209L133 208ZM225 210H228L230 213L234 214L232 217H230L232 219V221L231 220L228 221L226 219V215L224 214ZM58 211L60 213L59 214L60 216H61V213L65 212L63 209V206H60ZM228 211H225V212H228ZM39 212H38L39 215L42 214ZM263 213L264 212H262L261 214H263ZM194 214H196V213H194ZM243 214H244V212H243ZM144 216H145V214H142V215L140 214L141 219ZM196 216H197V214H196ZM193 219L194 218H192V220ZM257 219H259V216ZM45 221H46V223L47 222L48 223L46 224ZM203 221H205V222H203ZM241 221H243L244 223L243 222L241 223ZM199 222L200 223L202 222L203 224L201 223L202 224L201 225ZM230 222H231V224H230ZM199 225H201V226L199 227ZM38 226L39 227L42 226L43 229H42V227H40L41 228L40 229ZM166 226H167V224H166ZM36 228H38V231L36 230ZM251 229H252V232H250ZM20 230H19V232H20ZM40 230L42 231L41 235H40ZM126 230L128 231V229H126ZM240 230H241V233H244L245 236L249 232L247 234V237H245L244 235L242 236L241 234H238V232ZM59 232L62 233L61 236H59V234H60ZM80 232H81V230H80ZM80 232H79V234H76L74 236V240L76 242L81 241V237H80L81 233L85 234V232H83V231L81 233ZM57 233H59V234L57 235ZM181 233L182 232H179L176 229L173 234H174V236L176 235L175 237H178V239H180L179 237L182 236ZM189 233H191V232H189ZM51 235H56V239L50 240L49 237ZM216 236H217V234H216ZM251 236H253V235H251ZM241 238H243V239H241ZM0 240H2V239L0 238ZM34 240H36V239H34ZM1 242L2 243H0V244L5 245V242H3V241H1ZM111 242H113V240ZM39 243H43V246L41 247V249L43 250L41 253L43 255L39 254V256H38V254H36L34 251L37 250L38 247L40 248ZM175 243H177V242H175ZM32 244H36V245L32 246ZM26 245H28V246H26ZM0 246L2 247V245H0ZM129 246H130V250L128 251L129 256L126 260H128L129 264H132L131 263L132 257L130 256V254L134 251L135 252H138V251L135 249L133 242H129ZM1 247H0V250H1ZM2 248L5 249L6 246H4ZM207 253H209V254H208V256L206 255L207 257L204 258L205 261L201 260V257L203 256V254H207ZM68 254H69V257H68ZM136 254H138V253H136ZM255 254H257V253H254L249 258H251V260L253 259L254 264H262L264 262L263 253H259V254H257V256ZM41 256L42 257L45 256V259H43ZM152 256L149 258L152 259V262L154 264H156L157 261L160 262V260L163 259V258L160 259L161 256L156 255V254L154 257H152ZM136 258L137 259H134V261L135 260L140 261V262L136 261V263L143 264V260H141L143 258H141V255L136 256ZM52 259L54 260V258H51V260ZM172 259L175 261H172ZM87 261L96 262V261H98V259H96V258L92 259V260L87 259ZM161 262H163V260ZM102 263H104V262H102ZM134 263L135 262H133V264ZM57 264H60V263H57Z\"/></svg>","mask_w":264,"mask_h":264}]
</instances>
